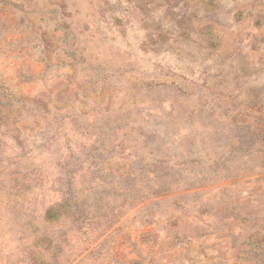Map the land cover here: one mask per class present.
<instances>
[{
  "label": "rangeland",
  "instance_id": "374dc122",
  "mask_svg": "<svg viewBox=\"0 0 264 264\" xmlns=\"http://www.w3.org/2000/svg\"><path fill=\"white\" fill-rule=\"evenodd\" d=\"M0 264H264V0H0Z\"/></svg>",
  "mask_w": 264,
  "mask_h": 264
}]
</instances>
